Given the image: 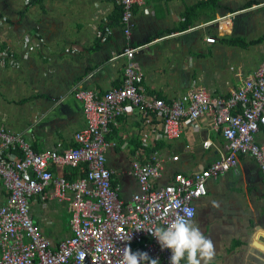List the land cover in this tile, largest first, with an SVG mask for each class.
Instances as JSON below:
<instances>
[{
  "label": "crops",
  "instance_id": "obj_1",
  "mask_svg": "<svg viewBox=\"0 0 264 264\" xmlns=\"http://www.w3.org/2000/svg\"><path fill=\"white\" fill-rule=\"evenodd\" d=\"M120 8L119 0H0V126L20 133L37 152L77 146L86 120L76 89L103 95L122 85L127 61L120 55L128 40ZM134 12L129 43L148 96L185 98L198 85L228 96L264 61V0H144ZM157 131L153 117L133 108L110 125L107 140L115 145L107 164L124 202L138 190L131 174L136 158L148 161L157 153L164 160L162 185L176 173L201 171L224 152L222 134L205 118L171 141L156 139ZM256 139L264 143V129ZM53 171L81 177L70 167ZM207 189L194 220L215 243L212 264H264V174L257 161L240 157ZM50 193L47 188L31 200V216L57 246L71 235L70 213ZM6 200L0 178V207Z\"/></svg>",
  "mask_w": 264,
  "mask_h": 264
},
{
  "label": "built area",
  "instance_id": "obj_2",
  "mask_svg": "<svg viewBox=\"0 0 264 264\" xmlns=\"http://www.w3.org/2000/svg\"><path fill=\"white\" fill-rule=\"evenodd\" d=\"M143 4L144 0H119L128 40L120 55L127 61L122 85L103 95L87 88L75 91L86 120L75 135L77 146L64 152H37L20 133L0 126V178L7 191V200L0 207V264H121V250L126 246L169 264L171 252L161 250L147 230L165 225L183 207L197 211L196 201L207 194L208 181L236 168L242 156L254 158L264 174V143L256 139L264 129V61L228 96H212L199 85L185 98L165 101L148 96L135 60L136 48L129 43L134 9ZM206 41L214 43L215 38ZM130 108L145 118L153 117L159 129L156 139L165 141L179 138L184 127L199 119H208L212 129L223 136L224 152L201 171L189 176L176 173L170 183L162 185L158 181L164 175V160L157 153L148 161L136 158L131 174L138 190L124 202L107 164L106 152L115 145L107 135L111 123ZM171 160L177 162L179 157ZM82 164L87 166V174L74 180L53 171ZM47 188L50 198L67 202L70 213L71 235L57 246H52L31 216V200L43 196Z\"/></svg>",
  "mask_w": 264,
  "mask_h": 264
},
{
  "label": "clouds",
  "instance_id": "obj_3",
  "mask_svg": "<svg viewBox=\"0 0 264 264\" xmlns=\"http://www.w3.org/2000/svg\"><path fill=\"white\" fill-rule=\"evenodd\" d=\"M195 215V209L183 207L165 225L147 230L157 240L161 250L171 252L169 264H181V261H186V264H212L215 243L197 226L193 219ZM121 254V264H160L158 258H150L147 252H133L130 246L124 247Z\"/></svg>",
  "mask_w": 264,
  "mask_h": 264
},
{
  "label": "trees",
  "instance_id": "obj_4",
  "mask_svg": "<svg viewBox=\"0 0 264 264\" xmlns=\"http://www.w3.org/2000/svg\"><path fill=\"white\" fill-rule=\"evenodd\" d=\"M121 14H122V9H121ZM73 169H79L81 171V172L79 171L81 176H86V174H87V166L85 164H82L78 168H73Z\"/></svg>",
  "mask_w": 264,
  "mask_h": 264
}]
</instances>
